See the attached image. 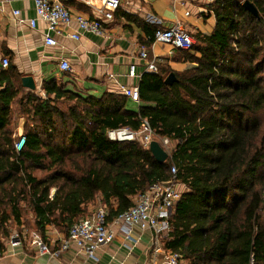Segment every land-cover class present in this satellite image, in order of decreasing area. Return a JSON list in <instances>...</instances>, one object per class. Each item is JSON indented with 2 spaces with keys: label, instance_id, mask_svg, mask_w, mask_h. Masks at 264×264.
Wrapping results in <instances>:
<instances>
[{
  "label": "trees",
  "instance_id": "trees-1",
  "mask_svg": "<svg viewBox=\"0 0 264 264\" xmlns=\"http://www.w3.org/2000/svg\"><path fill=\"white\" fill-rule=\"evenodd\" d=\"M209 7L212 33L193 35L191 52L179 51L194 66L176 72L158 64V72L144 73L138 112L114 92L84 96L53 80L40 96L23 92L22 78L16 88L13 70L0 76V253L10 224H23L24 204L35 232L44 237L52 227L68 237L92 215L89 205L104 208L110 223L151 187L171 181L184 190L165 249L186 264H264V0H211ZM171 73L176 80L165 84ZM63 101L74 103L62 110ZM13 104L27 120L20 152L7 128ZM145 121L155 138L173 145L164 163L137 140L108 136L139 131Z\"/></svg>",
  "mask_w": 264,
  "mask_h": 264
},
{
  "label": "crops",
  "instance_id": "crops-1",
  "mask_svg": "<svg viewBox=\"0 0 264 264\" xmlns=\"http://www.w3.org/2000/svg\"><path fill=\"white\" fill-rule=\"evenodd\" d=\"M58 1L72 13L89 19L99 18L104 5V0ZM210 4L211 0H191L184 7L182 0H121L114 19L103 23V35L83 32L74 24L61 26L59 33H51L57 46L50 47L44 44L47 25L37 19L32 0H0V61L4 58L9 60L8 67L0 76H7L13 70L15 76L11 81L16 88L21 78L31 76L37 86L34 92L40 96L44 95L43 83L53 80L84 96L101 97L105 92H114L127 99L128 110L138 112L143 106L140 98L134 101L126 97L122 87L138 88L142 75L148 72L145 62L139 58L142 46L147 48L151 58L158 59L157 65L163 64L176 72L194 66L185 61L179 51L175 52L176 59L171 60L168 55L170 50L165 45L149 44L150 32L171 27L179 21L191 35H210L215 26ZM14 11L19 12L18 17L13 15ZM187 11L189 16L185 15ZM34 19L36 23L32 27L30 20ZM73 33L79 34L80 39L70 38ZM62 60L70 63V74L60 71ZM132 65L135 66L133 76L130 75ZM4 86L5 83L2 88ZM21 86L23 92H32L22 83ZM12 110V120L7 128L13 132L15 129L22 131L24 119L15 114L16 104L12 105ZM98 207L89 205L88 209ZM110 227L114 233L112 242L97 251L98 261H91L90 264H154L153 234L150 230L141 232L135 229L127 238L115 220L110 222ZM41 239L49 247L46 253L40 251L34 239L26 240L24 235L21 244L15 247L8 239L4 251L0 253V264H81L83 261L74 246L59 252L60 243L67 239V235L57 229L48 227ZM56 252L58 255L54 254ZM155 264L163 262L159 260Z\"/></svg>",
  "mask_w": 264,
  "mask_h": 264
},
{
  "label": "built area",
  "instance_id": "built-area-1",
  "mask_svg": "<svg viewBox=\"0 0 264 264\" xmlns=\"http://www.w3.org/2000/svg\"><path fill=\"white\" fill-rule=\"evenodd\" d=\"M36 17L42 20L47 25L48 33L44 36V44L46 46L55 47L57 41L51 36V33H59L61 26H69L74 24L78 30L86 33H91L97 36L103 35L105 29L104 22H110L114 19L115 12L118 10L121 0H104L103 8L100 10V17L97 19H89L81 14L72 13L67 6L58 0H32ZM191 0H182V6H186ZM190 12H185L189 16ZM15 17L19 16L18 11H14ZM36 20H30V26L34 27ZM70 38L79 40L80 36L77 33L70 34ZM153 43L168 44L173 47L169 52L170 59H176L175 52H191L195 39L193 35L186 32L179 21L171 27L157 30L154 34ZM139 58L146 64L148 72H158V59L150 57L146 47L142 46L139 52ZM9 65V60L4 58L0 61V73ZM60 71L70 74L72 68L67 60H62L60 63ZM135 66L130 67V75L133 76ZM2 83L0 80V91ZM123 94L134 101H139V89L122 87ZM111 140L127 141L137 140L146 147L154 140V135L145 121L139 131L130 129H118L108 132ZM25 137L19 136L14 144L16 152H20L25 145ZM172 173L176 170L173 167ZM180 185L172 184L166 189L161 185H155L149 190L138 196L134 206L118 216L115 222L120 225L121 231L127 238L131 237L135 229L141 232L150 230L153 234L152 253L153 263L162 260L163 264H180L181 258L177 254L164 248L163 242L168 235V220L172 213L174 204L180 199L182 191L178 189ZM107 211L98 207L94 209L91 216L81 219L76 222L69 231L67 239L60 243L59 252L68 250L69 247H76L77 251L82 255L83 261L81 264H90L91 261H98L97 251L104 246L110 244L114 238L113 230L110 223L107 221ZM34 243H36L42 253L49 251V247L44 243L39 234H34ZM10 244L12 247L18 246L22 242V237L19 234L11 235ZM58 255V252L54 253Z\"/></svg>",
  "mask_w": 264,
  "mask_h": 264
},
{
  "label": "rangeland",
  "instance_id": "rangeland-1",
  "mask_svg": "<svg viewBox=\"0 0 264 264\" xmlns=\"http://www.w3.org/2000/svg\"><path fill=\"white\" fill-rule=\"evenodd\" d=\"M161 44V43H159ZM161 45H164V44H161ZM170 51L173 50V47L171 45H168L166 44L165 45ZM169 51V52H170ZM74 102H61L58 104L59 108H61L62 110H67L68 106H70L71 104H73ZM15 114L17 115V117L19 116L18 114V107H17V110L15 112ZM27 118V116H25ZM25 118V119H26ZM17 119V118H16ZM28 119V118H27ZM27 122V120H24L23 121V124H25ZM32 123H28V125H31ZM16 130V131H15ZM13 133H15L14 135L16 137H19L21 136V134H23V130H17L15 129ZM154 140L155 141H158L162 144V147L168 152L170 153L171 149H172V143H170L168 140L166 139H159V138H155L154 137ZM34 175H36L38 178H41L44 176L43 173H40L38 171H35L34 172ZM179 190L183 191L184 190V187L183 186H179L178 187ZM23 208H24V211H23V220H22V225L21 226H17L16 224L14 223H11L10 226H9V234H8V237H10L11 235H14V234H20L21 232L23 233V235L25 236V239L26 240H30V239H34V234H36L37 232H35V229H34V219H33V216L32 214L30 213L29 209L27 208V205H23ZM39 234V233H37ZM40 235V234H39ZM41 237V236H40ZM180 264H186L185 262H182Z\"/></svg>",
  "mask_w": 264,
  "mask_h": 264
},
{
  "label": "water",
  "instance_id": "water-1",
  "mask_svg": "<svg viewBox=\"0 0 264 264\" xmlns=\"http://www.w3.org/2000/svg\"><path fill=\"white\" fill-rule=\"evenodd\" d=\"M243 7L249 11L251 14L254 16H258V12L256 8L249 2L245 1L243 3ZM176 80L174 73H171L166 79H165V84L171 85L174 81ZM22 85L24 88L30 90V91H35L37 86L36 83L34 82L33 78L31 76L28 77H23L22 78ZM148 149L152 153V155L155 157V159L159 163H164L168 158H169V153L162 147V144L158 141L153 140L150 144ZM172 185V182L168 183H163L161 184L162 187L168 189Z\"/></svg>",
  "mask_w": 264,
  "mask_h": 264
}]
</instances>
